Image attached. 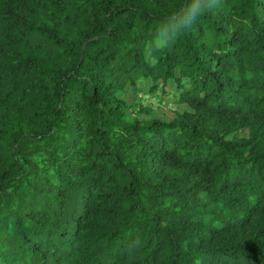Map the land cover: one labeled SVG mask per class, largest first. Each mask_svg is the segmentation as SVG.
<instances>
[{"label": "trees", "instance_id": "obj_1", "mask_svg": "<svg viewBox=\"0 0 264 264\" xmlns=\"http://www.w3.org/2000/svg\"><path fill=\"white\" fill-rule=\"evenodd\" d=\"M0 264H264V0H0Z\"/></svg>", "mask_w": 264, "mask_h": 264}, {"label": "rangeland", "instance_id": "obj_2", "mask_svg": "<svg viewBox=\"0 0 264 264\" xmlns=\"http://www.w3.org/2000/svg\"><path fill=\"white\" fill-rule=\"evenodd\" d=\"M172 88L171 82L168 86ZM121 98L129 105L135 104L136 114L129 112V116L136 115L141 121H147L150 118H159L165 121L171 120L177 112L187 110V106L174 105L171 103V97L161 95L159 91L154 94L148 91V87H144L143 90L134 92L131 89H126L123 94H120Z\"/></svg>", "mask_w": 264, "mask_h": 264}]
</instances>
